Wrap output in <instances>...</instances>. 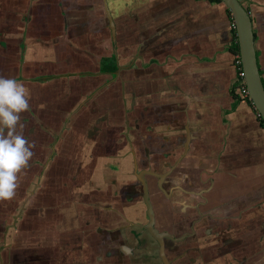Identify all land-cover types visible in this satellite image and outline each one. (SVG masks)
I'll list each match as a JSON object with an SVG mask.
<instances>
[{
    "label": "crops",
    "instance_id": "obj_1",
    "mask_svg": "<svg viewBox=\"0 0 264 264\" xmlns=\"http://www.w3.org/2000/svg\"><path fill=\"white\" fill-rule=\"evenodd\" d=\"M240 1L264 84V0ZM236 46L217 0H0V76L29 89L35 143L0 264H165L143 182L166 264H264V122Z\"/></svg>",
    "mask_w": 264,
    "mask_h": 264
},
{
    "label": "clouds",
    "instance_id": "obj_2",
    "mask_svg": "<svg viewBox=\"0 0 264 264\" xmlns=\"http://www.w3.org/2000/svg\"><path fill=\"white\" fill-rule=\"evenodd\" d=\"M29 89L14 78L0 76V201L16 195L18 176L29 167L34 142L23 130L21 114L30 110Z\"/></svg>",
    "mask_w": 264,
    "mask_h": 264
},
{
    "label": "water",
    "instance_id": "obj_3",
    "mask_svg": "<svg viewBox=\"0 0 264 264\" xmlns=\"http://www.w3.org/2000/svg\"><path fill=\"white\" fill-rule=\"evenodd\" d=\"M229 9L234 21L238 51L242 61L244 80L250 101L264 122V84L260 75L255 45L252 20L249 12L240 0H219ZM144 202L147 208L148 223L145 229L158 241L160 253L166 261L164 253V240L171 238L168 232L159 230L155 225V214L152 203L148 197V189L143 182ZM173 240H180L174 239Z\"/></svg>",
    "mask_w": 264,
    "mask_h": 264
},
{
    "label": "built area",
    "instance_id": "obj_4",
    "mask_svg": "<svg viewBox=\"0 0 264 264\" xmlns=\"http://www.w3.org/2000/svg\"><path fill=\"white\" fill-rule=\"evenodd\" d=\"M233 64L236 70V77L233 84L234 91L237 92L239 95H241L243 98H247L250 100L246 83L244 80L242 61L239 52H235L233 58Z\"/></svg>",
    "mask_w": 264,
    "mask_h": 264
},
{
    "label": "trees",
    "instance_id": "obj_5",
    "mask_svg": "<svg viewBox=\"0 0 264 264\" xmlns=\"http://www.w3.org/2000/svg\"><path fill=\"white\" fill-rule=\"evenodd\" d=\"M217 1H219V0H217ZM234 52H238L237 46L234 47Z\"/></svg>",
    "mask_w": 264,
    "mask_h": 264
}]
</instances>
